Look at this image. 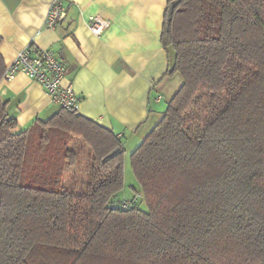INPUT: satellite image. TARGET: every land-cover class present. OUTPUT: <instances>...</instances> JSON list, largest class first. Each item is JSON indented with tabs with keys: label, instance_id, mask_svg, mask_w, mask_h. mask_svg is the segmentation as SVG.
Segmentation results:
<instances>
[{
	"label": "trees",
	"instance_id": "16d2710c",
	"mask_svg": "<svg viewBox=\"0 0 264 264\" xmlns=\"http://www.w3.org/2000/svg\"><path fill=\"white\" fill-rule=\"evenodd\" d=\"M160 41L182 83L129 154L136 205L111 204L112 131L59 108L16 133L0 100V264H264V0H167ZM73 138L91 159L77 195Z\"/></svg>",
	"mask_w": 264,
	"mask_h": 264
},
{
	"label": "crops",
	"instance_id": "0c3cea01",
	"mask_svg": "<svg viewBox=\"0 0 264 264\" xmlns=\"http://www.w3.org/2000/svg\"><path fill=\"white\" fill-rule=\"evenodd\" d=\"M51 1L0 0L5 65L26 45L52 50L65 66L64 82L81 99L79 114L112 131L131 153L182 83L178 73L164 75L173 60L160 41L167 0H65V20L49 29L43 19ZM91 15L110 22L99 37L86 26ZM0 100L17 121L16 133L59 110L42 85L22 72L0 79Z\"/></svg>",
	"mask_w": 264,
	"mask_h": 264
},
{
	"label": "built area",
	"instance_id": "2783aa9c",
	"mask_svg": "<svg viewBox=\"0 0 264 264\" xmlns=\"http://www.w3.org/2000/svg\"><path fill=\"white\" fill-rule=\"evenodd\" d=\"M67 16L65 0H52L44 15L43 24L53 29L60 25ZM110 22L100 15L87 17L86 26L95 36H100ZM22 72L42 85L50 101L60 109L79 114L80 97L71 82H64L65 66L48 48L34 50L30 45L16 51L11 62L5 65L1 79H12L16 73ZM157 96L156 99H159ZM141 196L121 197L112 201V205L122 208L136 205Z\"/></svg>",
	"mask_w": 264,
	"mask_h": 264
},
{
	"label": "rangeland",
	"instance_id": "374dc122",
	"mask_svg": "<svg viewBox=\"0 0 264 264\" xmlns=\"http://www.w3.org/2000/svg\"><path fill=\"white\" fill-rule=\"evenodd\" d=\"M259 22L262 24L261 20L257 18ZM263 25V24H262ZM173 56V52H172ZM177 73V72H176ZM180 80L182 79L181 76ZM165 103V101H164ZM166 104V103H165ZM166 105H164L165 109ZM70 148L74 149L77 153V162L74 166L68 167L64 173L63 183L65 186V190L67 192H71L72 194H80L82 190H85V187L82 184L86 182L89 172V166L91 163L90 154L88 146L78 138H73L69 144ZM129 151H124L123 154V171H124V186L121 190V196H129L130 194L136 196H140L139 184L134 178L130 167L129 161ZM81 158V160H80ZM82 189V190H81ZM141 202V200H140Z\"/></svg>",
	"mask_w": 264,
	"mask_h": 264
}]
</instances>
